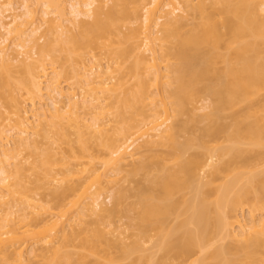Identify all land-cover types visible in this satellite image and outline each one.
Here are the masks:
<instances>
[{
  "label": "bare ground",
  "instance_id": "obj_1",
  "mask_svg": "<svg viewBox=\"0 0 264 264\" xmlns=\"http://www.w3.org/2000/svg\"><path fill=\"white\" fill-rule=\"evenodd\" d=\"M21 1L0 0V264H264V0ZM139 170L129 235L113 191Z\"/></svg>",
  "mask_w": 264,
  "mask_h": 264
},
{
  "label": "rangeland",
  "instance_id": "obj_2",
  "mask_svg": "<svg viewBox=\"0 0 264 264\" xmlns=\"http://www.w3.org/2000/svg\"><path fill=\"white\" fill-rule=\"evenodd\" d=\"M2 1V0H1ZM13 1H15L14 3L15 4H18V5H20L21 4V0H13ZM61 1V0H60ZM74 2L73 0H62V2L64 3L65 2V4L67 5V6H65V8L66 7H68L67 9H68V11H66V12H69V8H70V4L69 3H71V2ZM80 1H82V0H80ZM84 1H86V0H84ZM195 1H197V0H195ZM62 2H60V3H62ZM30 3H32V2H30ZM68 3V4H67ZM111 1L109 2V5H111ZM108 5V6H109ZM38 7V6H37ZM36 8V7H35ZM39 9H41V6H39L38 7ZM37 9V8H36ZM66 9V10H67ZM38 10V9H37ZM25 11V10H24ZM7 12V11H6ZM20 13L22 12V13H24L23 12V8H21L20 9V11H19ZM38 12H39V10H38ZM6 14H8V12L6 13ZM24 17V16H23ZM25 18V17H24ZM8 20V19H7ZM8 21H10V18H9V20ZM44 22H46V21H43V23L40 21V22H37V24L39 23L40 24V30L37 32V36L38 37H41V38H39L40 40H41V42H43L44 40H46L47 38L48 39H50L51 38V40L53 39V34H55V33H53V30L52 29H50L49 27H52V22H50V21H48V22H46V23H48V24H44ZM51 23V24H50ZM38 24V25H39ZM69 27L70 26H72L71 24L70 25H68ZM54 27V26H53ZM55 28V27H54ZM71 28V27H70ZM56 29V28H55ZM71 30H74V31H72V33H77V27H76V29L73 27V29L71 28ZM124 31H127V29L126 28H124L123 29ZM69 31V30H68ZM55 32V31H54ZM52 33V34H51ZM46 36H45V35ZM59 33H57V35H58ZM68 34H70V32H68ZM43 35V36H42ZM56 35V36H57ZM36 36V37H37ZM37 37V38H38ZM47 37V38H46ZM8 43L9 44H12L11 43V40H10V37H9V39H8ZM129 45V44H128ZM96 52H97V50H96ZM21 53V52H20ZM19 53V58H22L24 55H22V53L20 54ZM95 53V52H94ZM97 53H99V52H97ZM97 53H95L96 55H97V57L99 58V60H100V62L101 63H104L105 61H107V59H105L106 58V56L105 55H102L101 54V52L99 53V54H97ZM148 53V52H147ZM18 54V53H17ZM23 54H25V52L23 53ZM103 54H106V53H104V51H103ZM22 55V56H21ZM26 55V54H25ZM91 55V53H89V55L88 56H90ZM148 55V54H147ZM27 56V55H26ZM33 56H34V54H33ZM88 56H87V58L86 59H88ZM105 56V57H104ZM25 57V56H24ZM132 61V59H131V57L129 56V58H128V60H126V62H127V64H128V62L130 63ZM79 64V66L80 65H83V63H82V61H80V62H78ZM106 63V62H105ZM84 64H86V65H89L90 63H88V61L86 60V61H84ZM70 67V66H69ZM68 67V69H70ZM89 67V66H88ZM64 78L66 79V77L64 76ZM62 82L63 83H65V80L62 78ZM67 88V87H66ZM79 91V90H78ZM80 92V91H79ZM203 103V104H202ZM196 104V103H195ZM200 104H202V105H200ZM200 104L198 103V105H200V106H202V107H204V106H207L208 104H209V99H203V100H201L200 101ZM197 105V104H196ZM192 106L193 105H191V109H193L192 108ZM190 107V106H189ZM194 107H196L195 105H194ZM27 108L29 109V106H27ZM201 109V110H200ZM200 109H198V111H197V109H195V111H197L196 113H198V115H202V114H204V113H206V112H208L209 110H210V108H200ZM183 118H187V117H184L183 116ZM228 120V119H227ZM226 120V121H227ZM228 121H230V120H228ZM228 121H227V123H228ZM14 120L12 119L9 123H10V126H13V125H15L14 124ZM199 125H202V124H199ZM13 137V136H12ZM11 137V138H12ZM15 138H12V139H16V136H14ZM55 138H57V136H55ZM72 138V140H74V141H72L71 142V144L72 145H74V146H76L75 144V137L74 136H72L71 137ZM11 139V140H12ZM14 140H12L13 142H14ZM59 143V142H58ZM62 147H63V150L65 149L66 150V152H68L69 151V144H63L62 143ZM43 148H46V145H44L43 146ZM162 151V150H161ZM149 154H151V153H144V157L143 158H141V160L142 159H144L146 156H150ZM69 155V154H68ZM146 155V156H145ZM142 157V156H141ZM140 160V159H139ZM29 173H30V176H31V178H32V186L34 187V191L35 192H33V194L35 193V197H37L39 200L41 199L42 200V204H44L46 207L47 206H49V205H52V204H54V196H55V193H54V187L52 186V185H49L48 184V182L47 181H45V178H44V176H43V174H41V172H32V171H29ZM128 174V175H127ZM126 174V179H125V181L123 182V185H121L120 184V186L119 187H117L116 189H115V191H113V194L115 193V194H118V196H120L121 194H124V197H122L121 198V200H122V203L117 207V209H118V213H117V215H115L114 216V218H113V220H114V222H115V224H118V225H122L123 227H125L127 230V234H131L133 231H134V227H135V222H136V216H137V210H132L131 209V203H133V202H135L136 200H137V196H138V194L140 193V190H139V188L140 187H144V186H146L147 184H148V182H147V174H146V172H144V170L142 171V170H139V172H137V173H132V174H129V173H127ZM206 180V179H205ZM31 186V187H32ZM36 198V199H37ZM105 198H108V197H104L103 198V201L105 200ZM40 200V201H41ZM105 203L107 204V206L108 207H113L114 206V202H113V200H111V199H107V200H105ZM15 209L17 210V213H20V212H22L23 210H20V209H24V206H23V204H18L17 205V207H15ZM244 212L245 213H243L244 214V216L245 217H247L248 216V214H247V209H245L244 210ZM171 218H173V217H171ZM170 218V219H171ZM183 218H179L177 221L176 220H173L172 222H171V225L172 224H175V225H177L179 222H181V220H182ZM246 220H249L248 219V217L246 218ZM183 230H184V228L183 229H181V231H180V233H182L183 232ZM131 239H133V238H131L130 237V239H128V240H131ZM127 242H131V241H127ZM235 243L232 241V240H230V239H226L224 242H219V243H217L215 246H213L212 248H215L216 246H220V245H225V246H229V245H231L233 248H234V245ZM212 248L211 249H209L210 251L207 253V254H205L204 255V259H206V261H208V262H212L213 261V259H211V253L213 252V250H212ZM243 251H241V250H239V251H232V252H227V253H225L223 256H222V260H225V259H237V258H240V257H242L243 256ZM140 254H134L133 255V258H136V257H138ZM197 257H201V255H198ZM35 262V261H34ZM120 263H122V262H120ZM125 263V262H124ZM35 264V263H34ZM172 264H181V262H180V260H172Z\"/></svg>",
  "mask_w": 264,
  "mask_h": 264
}]
</instances>
